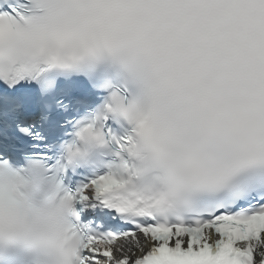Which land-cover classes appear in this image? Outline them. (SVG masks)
I'll return each mask as SVG.
<instances>
[{
	"label": "snow or ice",
	"instance_id": "obj_1",
	"mask_svg": "<svg viewBox=\"0 0 264 264\" xmlns=\"http://www.w3.org/2000/svg\"><path fill=\"white\" fill-rule=\"evenodd\" d=\"M0 264H264V0H0Z\"/></svg>",
	"mask_w": 264,
	"mask_h": 264
}]
</instances>
